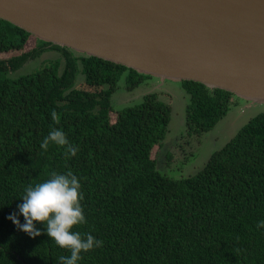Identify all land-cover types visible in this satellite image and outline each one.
Masks as SVG:
<instances>
[{"label":"trees","instance_id":"obj_1","mask_svg":"<svg viewBox=\"0 0 264 264\" xmlns=\"http://www.w3.org/2000/svg\"><path fill=\"white\" fill-rule=\"evenodd\" d=\"M33 36L0 18V73L18 69L47 48L60 52L36 70L0 77V264H57L70 251L58 247L42 223L29 236L9 213L25 186L52 172L75 174L86 222L73 226L102 246L80 253L78 264H264V110L249 117L200 170L173 178L152 156L167 127L170 105L146 93L112 112L121 76L132 90L150 75ZM83 82L75 85L78 66ZM188 94V132L214 127L239 97L194 80L179 81ZM55 111L56 117L51 113ZM112 113L114 114L112 118ZM53 129L68 145L41 142ZM24 223V217L19 215Z\"/></svg>","mask_w":264,"mask_h":264},{"label":"water","instance_id":"obj_2","mask_svg":"<svg viewBox=\"0 0 264 264\" xmlns=\"http://www.w3.org/2000/svg\"><path fill=\"white\" fill-rule=\"evenodd\" d=\"M38 39L264 104V0H0Z\"/></svg>","mask_w":264,"mask_h":264},{"label":"rangeland","instance_id":"obj_3","mask_svg":"<svg viewBox=\"0 0 264 264\" xmlns=\"http://www.w3.org/2000/svg\"><path fill=\"white\" fill-rule=\"evenodd\" d=\"M34 43V36H30L23 49L28 50ZM19 52H0V57H8ZM59 56L60 52L47 48L40 55L27 59L18 69L0 73V77H16L20 74L30 73L41 67L44 61L55 59ZM82 82L83 73L79 65L75 85H79ZM149 92L158 93L159 98L170 105L166 130L159 144L152 150L156 168L161 173L173 178L196 173L202 168L209 155L223 145L224 138H222V141L219 140V142L212 141L213 136H216L215 132L218 127H213L214 129L203 132L201 135L195 132H188L185 120L188 94L181 87L180 82L165 80L161 84V81L154 76L144 79L132 90L125 88L124 76H121L118 86L111 96L112 112L124 106L138 103ZM239 102L241 105L236 108L237 114L231 117L230 120L235 125H240L249 117L264 110V104L250 103L241 98ZM113 116L114 114L112 113V118Z\"/></svg>","mask_w":264,"mask_h":264},{"label":"clouds","instance_id":"obj_4","mask_svg":"<svg viewBox=\"0 0 264 264\" xmlns=\"http://www.w3.org/2000/svg\"><path fill=\"white\" fill-rule=\"evenodd\" d=\"M51 116L55 119V111ZM50 141L57 145H68L66 135L59 129L49 131L41 147L47 148ZM68 147L74 155L76 149L70 145ZM82 199L80 182L75 174L52 172L48 179L25 186L22 202L17 204L16 211L8 214L7 219L29 236L39 235L41 229L37 223H42L47 236L58 247L70 251V256H60L57 264H78L81 252L103 244L91 233L81 237L79 232L72 230L74 225L86 222L80 203ZM20 214L24 217V223L19 220ZM256 226L264 228V220L257 221Z\"/></svg>","mask_w":264,"mask_h":264},{"label":"crops","instance_id":"obj_5","mask_svg":"<svg viewBox=\"0 0 264 264\" xmlns=\"http://www.w3.org/2000/svg\"><path fill=\"white\" fill-rule=\"evenodd\" d=\"M169 81H171V80H169ZM164 82H165V80L162 81L161 84H163ZM239 105H241V104L238 101L237 104L233 105V107L220 120H218V122L214 125V127H218V128H216V132H215L216 136H213L212 141L219 142V140L222 141V138H224L223 139V144H224V142L226 140H228L233 134H235V132L238 130L239 126H241V124L244 123V121H243L240 125H235V124L231 123V121H230L231 117H233L234 115L237 114L236 108ZM243 116H245V115H243Z\"/></svg>","mask_w":264,"mask_h":264}]
</instances>
